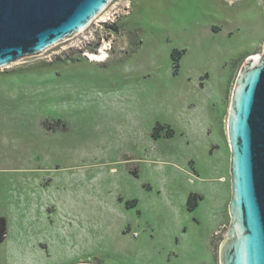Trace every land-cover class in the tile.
Here are the masks:
<instances>
[{"label": "rangeland", "instance_id": "374dc122", "mask_svg": "<svg viewBox=\"0 0 264 264\" xmlns=\"http://www.w3.org/2000/svg\"><path fill=\"white\" fill-rule=\"evenodd\" d=\"M98 15L0 67L4 164L32 172L18 189L35 243L20 262L0 244V264H222L228 123L264 53V0H111ZM105 44L106 60L85 56Z\"/></svg>", "mask_w": 264, "mask_h": 264}, {"label": "water", "instance_id": "95a60500", "mask_svg": "<svg viewBox=\"0 0 264 264\" xmlns=\"http://www.w3.org/2000/svg\"><path fill=\"white\" fill-rule=\"evenodd\" d=\"M109 2L0 0V67L59 44L84 28ZM228 134L232 221L222 264H264V53L241 69Z\"/></svg>", "mask_w": 264, "mask_h": 264}, {"label": "crops", "instance_id": "0c3cea01", "mask_svg": "<svg viewBox=\"0 0 264 264\" xmlns=\"http://www.w3.org/2000/svg\"><path fill=\"white\" fill-rule=\"evenodd\" d=\"M0 146L3 149V155L0 153V187L5 186L3 192L0 191V216H4L8 223L7 237L0 244L10 243L7 254L10 255V252L15 250L13 253L16 260L27 261V254L35 244L34 238L29 236L32 230H30V222L33 218L34 198L30 192L23 196L24 189L19 190L18 188L19 184L21 187L27 185L24 179H28L27 177L31 176L32 172L28 164L13 167L4 164L8 155L13 156L14 159L15 157L13 153L7 154L3 142H0ZM38 203L40 204L39 212H44V203H41V200Z\"/></svg>", "mask_w": 264, "mask_h": 264}, {"label": "trees", "instance_id": "16d2710c", "mask_svg": "<svg viewBox=\"0 0 264 264\" xmlns=\"http://www.w3.org/2000/svg\"><path fill=\"white\" fill-rule=\"evenodd\" d=\"M157 132H154V135L157 136ZM197 195L195 194H191L189 197V205H190V209L193 207L192 204V200L196 199ZM7 231H8V223H7V219L4 216H0V242L5 240V238L7 237Z\"/></svg>", "mask_w": 264, "mask_h": 264}, {"label": "bare ground", "instance_id": "6f19581e", "mask_svg": "<svg viewBox=\"0 0 264 264\" xmlns=\"http://www.w3.org/2000/svg\"><path fill=\"white\" fill-rule=\"evenodd\" d=\"M110 2H111V0H110ZM109 2V3H110ZM100 14V13H99ZM99 16V15H98ZM98 16H96V17H94L92 20H90V22L86 25V26H88L95 18H97ZM85 26V27H86ZM84 27V28H85ZM84 28H82L81 30H83ZM80 30V31H81ZM107 46V45H106ZM106 48V47H105ZM107 48H109V46H107ZM106 48V49H107ZM107 51L106 50H104V49H102L101 50V52L100 53H96V52H91V51H86V55L87 56H89V57H91L92 58V60H99V61H103L105 58H106V56H107ZM256 57H262L261 55L260 56H255L254 58H256ZM5 66V65H4Z\"/></svg>", "mask_w": 264, "mask_h": 264}, {"label": "flooded vegetation", "instance_id": "af4514ba", "mask_svg": "<svg viewBox=\"0 0 264 264\" xmlns=\"http://www.w3.org/2000/svg\"><path fill=\"white\" fill-rule=\"evenodd\" d=\"M98 44H99V43H98ZM106 45H107V44L102 45L101 48H100V50H97V51H99V52H96V53H100L102 49H104V50H108L109 48H107ZM105 47H106L107 49H106ZM96 49H97V48H96ZM85 53H86V52H85ZM85 56H87V55L85 54ZM108 56H109V54L107 53V56H106V58H105L104 60H106ZM87 57H88V56H87ZM94 61H98V62H100L99 60H94Z\"/></svg>", "mask_w": 264, "mask_h": 264}, {"label": "built area", "instance_id": "2783aa9c", "mask_svg": "<svg viewBox=\"0 0 264 264\" xmlns=\"http://www.w3.org/2000/svg\"><path fill=\"white\" fill-rule=\"evenodd\" d=\"M87 29V28H86ZM81 31H78L77 33H75L76 35H78Z\"/></svg>", "mask_w": 264, "mask_h": 264}]
</instances>
